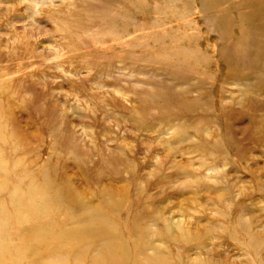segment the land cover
I'll return each instance as SVG.
<instances>
[{
  "label": "rangeland",
  "instance_id": "1",
  "mask_svg": "<svg viewBox=\"0 0 264 264\" xmlns=\"http://www.w3.org/2000/svg\"><path fill=\"white\" fill-rule=\"evenodd\" d=\"M0 264H264V0H0Z\"/></svg>",
  "mask_w": 264,
  "mask_h": 264
}]
</instances>
